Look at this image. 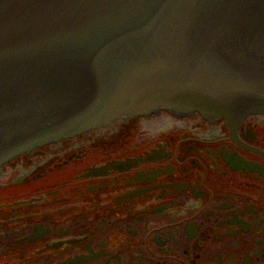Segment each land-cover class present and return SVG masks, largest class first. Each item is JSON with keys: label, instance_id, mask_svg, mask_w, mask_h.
<instances>
[{"label": "flooded vegetation", "instance_id": "obj_1", "mask_svg": "<svg viewBox=\"0 0 264 264\" xmlns=\"http://www.w3.org/2000/svg\"><path fill=\"white\" fill-rule=\"evenodd\" d=\"M0 264H264V111L123 116L13 157Z\"/></svg>", "mask_w": 264, "mask_h": 264}, {"label": "water", "instance_id": "obj_2", "mask_svg": "<svg viewBox=\"0 0 264 264\" xmlns=\"http://www.w3.org/2000/svg\"><path fill=\"white\" fill-rule=\"evenodd\" d=\"M161 109L264 111V0H0V167Z\"/></svg>", "mask_w": 264, "mask_h": 264}]
</instances>
